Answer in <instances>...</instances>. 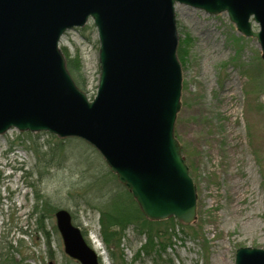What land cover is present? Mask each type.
I'll list each match as a JSON object with an SVG mask.
<instances>
[{
    "label": "rangeland",
    "instance_id": "rangeland-1",
    "mask_svg": "<svg viewBox=\"0 0 264 264\" xmlns=\"http://www.w3.org/2000/svg\"><path fill=\"white\" fill-rule=\"evenodd\" d=\"M176 14L185 54L175 134L197 185V219L174 218L171 245L161 255L133 260L145 243L133 225L121 250L132 264H236L238 248L264 249V59L257 39L241 34L227 12L177 3ZM60 44L79 54L85 92L94 98L100 44L93 19L68 30ZM8 162L23 168L10 180L15 191L7 188ZM114 175L81 138L17 128L0 135V264H81L65 252L55 218L60 208L86 231L101 264H113L99 218L112 190L126 188Z\"/></svg>",
    "mask_w": 264,
    "mask_h": 264
},
{
    "label": "water",
    "instance_id": "water-1",
    "mask_svg": "<svg viewBox=\"0 0 264 264\" xmlns=\"http://www.w3.org/2000/svg\"><path fill=\"white\" fill-rule=\"evenodd\" d=\"M177 3L227 12L241 34L257 39L264 59V0H0V135L17 128L81 138L147 219L190 224L198 194L175 134L183 89ZM90 19L100 44L93 99L76 84L60 44ZM55 218L65 252L100 264L71 212L57 209ZM236 264H264V249L238 248Z\"/></svg>",
    "mask_w": 264,
    "mask_h": 264
},
{
    "label": "trees",
    "instance_id": "trees-1",
    "mask_svg": "<svg viewBox=\"0 0 264 264\" xmlns=\"http://www.w3.org/2000/svg\"><path fill=\"white\" fill-rule=\"evenodd\" d=\"M67 59V67L76 84L86 91V79L82 73V61L79 54L72 55L66 47H62ZM184 49L180 46L178 55L184 59ZM114 177H117L114 175ZM174 218L168 221H151L146 218L132 193L126 188L122 191L112 190L103 208L100 210V235L105 244L113 264H132L127 262L121 250V244L126 231L133 225L138 234L145 236V243L138 250L133 260L142 256V253L152 255L153 252L161 255L171 245L172 234L169 226ZM168 224L160 228L161 224ZM39 228L43 229L42 216L38 220ZM84 235L86 231L83 230ZM102 263V262H101Z\"/></svg>",
    "mask_w": 264,
    "mask_h": 264
},
{
    "label": "bare ground",
    "instance_id": "bare-ground-1",
    "mask_svg": "<svg viewBox=\"0 0 264 264\" xmlns=\"http://www.w3.org/2000/svg\"><path fill=\"white\" fill-rule=\"evenodd\" d=\"M229 90L227 89V88H225V90H224V92L226 93V92H228ZM95 248V247H94Z\"/></svg>",
    "mask_w": 264,
    "mask_h": 264
}]
</instances>
